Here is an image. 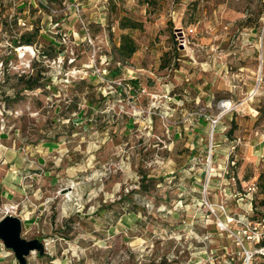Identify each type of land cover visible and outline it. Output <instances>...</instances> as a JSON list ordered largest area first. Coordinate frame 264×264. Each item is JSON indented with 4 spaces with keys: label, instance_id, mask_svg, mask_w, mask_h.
I'll list each match as a JSON object with an SVG mask.
<instances>
[{
    "label": "rangeland",
    "instance_id": "rangeland-1",
    "mask_svg": "<svg viewBox=\"0 0 264 264\" xmlns=\"http://www.w3.org/2000/svg\"><path fill=\"white\" fill-rule=\"evenodd\" d=\"M263 105L264 0H0V218L28 264H264Z\"/></svg>",
    "mask_w": 264,
    "mask_h": 264
},
{
    "label": "water",
    "instance_id": "water-1",
    "mask_svg": "<svg viewBox=\"0 0 264 264\" xmlns=\"http://www.w3.org/2000/svg\"><path fill=\"white\" fill-rule=\"evenodd\" d=\"M0 243L6 251L12 253L17 264H28L31 254H42L45 249L42 241L22 237V219L14 215L0 218Z\"/></svg>",
    "mask_w": 264,
    "mask_h": 264
},
{
    "label": "trees",
    "instance_id": "trees-1",
    "mask_svg": "<svg viewBox=\"0 0 264 264\" xmlns=\"http://www.w3.org/2000/svg\"><path fill=\"white\" fill-rule=\"evenodd\" d=\"M118 28L121 31L119 38H118V45L113 47V52L118 60V62L125 64L138 50L137 44L132 39V37L127 34L123 33L124 30H137L141 28V24L133 21L132 19L123 17L118 24ZM38 35V31L33 30L31 32L22 33L18 39V44L23 45H32L36 42V37ZM50 56V55H49ZM120 67L115 68V75L119 74ZM131 83L136 87L137 82L131 81ZM29 90L35 88V86H29ZM261 116H264V105L260 109Z\"/></svg>",
    "mask_w": 264,
    "mask_h": 264
},
{
    "label": "crops",
    "instance_id": "crops-1",
    "mask_svg": "<svg viewBox=\"0 0 264 264\" xmlns=\"http://www.w3.org/2000/svg\"><path fill=\"white\" fill-rule=\"evenodd\" d=\"M2 148L3 151H0V162L2 164L5 162V165L7 163L10 164L11 161L14 160L13 152L10 147L7 148L2 146ZM8 156L9 159H7ZM1 170L2 168H0V172ZM5 174L7 175L3 180L1 179L2 177H0V197L6 198L8 194H11L14 197L15 194H20L23 189L22 187L23 185H21V180L22 178H24L25 173L22 174L17 173L16 175V173H14L13 166H11V168H9V172ZM36 177H39V173L36 174ZM0 264H17L12 253L6 251L1 245V243H0Z\"/></svg>",
    "mask_w": 264,
    "mask_h": 264
},
{
    "label": "built area",
    "instance_id": "built-area-1",
    "mask_svg": "<svg viewBox=\"0 0 264 264\" xmlns=\"http://www.w3.org/2000/svg\"><path fill=\"white\" fill-rule=\"evenodd\" d=\"M64 41V38H62ZM26 201L24 200L23 203ZM9 209L4 212V215H14L17 213L18 205H8ZM255 254L264 257V221L259 223V234L255 237Z\"/></svg>",
    "mask_w": 264,
    "mask_h": 264
},
{
    "label": "bare ground",
    "instance_id": "bare-ground-1",
    "mask_svg": "<svg viewBox=\"0 0 264 264\" xmlns=\"http://www.w3.org/2000/svg\"><path fill=\"white\" fill-rule=\"evenodd\" d=\"M9 209V207H4V210L6 211V210H8Z\"/></svg>",
    "mask_w": 264,
    "mask_h": 264
}]
</instances>
